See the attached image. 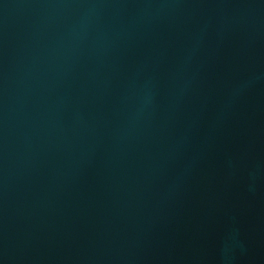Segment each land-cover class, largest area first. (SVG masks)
Instances as JSON below:
<instances>
[{
  "label": "water",
  "instance_id": "1",
  "mask_svg": "<svg viewBox=\"0 0 264 264\" xmlns=\"http://www.w3.org/2000/svg\"><path fill=\"white\" fill-rule=\"evenodd\" d=\"M0 264H264V0H0Z\"/></svg>",
  "mask_w": 264,
  "mask_h": 264
}]
</instances>
